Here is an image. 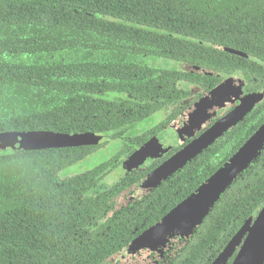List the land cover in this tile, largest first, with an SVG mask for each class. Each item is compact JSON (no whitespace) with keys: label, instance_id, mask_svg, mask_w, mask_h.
<instances>
[{"label":"trees","instance_id":"obj_1","mask_svg":"<svg viewBox=\"0 0 264 264\" xmlns=\"http://www.w3.org/2000/svg\"><path fill=\"white\" fill-rule=\"evenodd\" d=\"M150 58L167 64L152 66ZM263 75L264 0H0V132L119 140L164 110L166 128L194 100L179 108L181 102L225 78L260 86ZM261 116L253 128L219 140L115 212L112 201L144 172L97 187L160 126L124 141L110 161L66 180L62 172L95 147L0 151V264H105L235 154ZM263 204L264 149L187 243L168 251L175 250L165 264H211Z\"/></svg>","mask_w":264,"mask_h":264},{"label":"water","instance_id":"obj_2","mask_svg":"<svg viewBox=\"0 0 264 264\" xmlns=\"http://www.w3.org/2000/svg\"><path fill=\"white\" fill-rule=\"evenodd\" d=\"M226 50L233 54L245 56L233 50ZM185 71L215 76L214 73L200 68L187 67ZM231 83L235 84V80L228 79L221 82L158 133L154 140L157 149L164 153L172 148L165 146L163 142L162 133L168 128L178 129L183 135L185 134L184 139H186L205 127L209 123L208 120L220 113V110L225 109L228 104L233 105L240 96L237 91H234L235 86H231ZM258 102L259 99L254 96L241 99L240 103L229 114L147 175L141 181L140 186L134 188L135 193L140 198L143 197L161 182L182 169L186 163L212 145L224 132L232 130ZM101 139V136L94 133L66 135L48 131L0 132V151L9 149L32 152L88 147L98 145ZM183 142L184 140L179 145ZM263 149L264 123L220 168L158 222L130 242L121 254L127 255L129 252L142 249L153 251L162 248L164 251H169L173 247L177 249L183 247L221 195L250 166ZM147 164L141 154L135 152L127 160V169L134 171L142 169ZM236 251L231 264H264V204L256 217L247 221L240 228L211 264H227Z\"/></svg>","mask_w":264,"mask_h":264},{"label":"rangeland","instance_id":"obj_3","mask_svg":"<svg viewBox=\"0 0 264 264\" xmlns=\"http://www.w3.org/2000/svg\"><path fill=\"white\" fill-rule=\"evenodd\" d=\"M147 63L157 67L167 64L166 62L162 63L160 60L156 58L153 59L150 58L147 61ZM169 67L175 68V65L170 64ZM232 79L235 80L234 91H238L239 89V93H240L241 87L238 88V85L241 84V80L239 78H232ZM165 114H168V111L166 113H162L161 115L156 114L148 118L147 120H144L136 124L132 129L129 130L127 134L124 135L122 139L112 140L110 138H107L108 135L104 136L103 141L106 140V142L100 145L99 147H97V149H95L93 153H91V155L85 157L83 160L74 164L73 166L65 169L62 172L61 180H64L66 178L75 175L83 174L87 171L96 168L100 164L110 161L123 149V145H124L123 139L127 140L130 138L138 137L140 134L145 133L149 129L153 128L157 123H159L164 118ZM162 136L165 146L176 147L179 145L180 142L184 140L185 134L183 135L181 131H179L176 128H168L162 133ZM139 151L144 157H146L149 160H154V158L158 156L155 150L153 149V147L147 144L141 146L139 148ZM122 169L124 170V167H122ZM121 177H122L121 169H116L105 177V179L102 181V184L104 185V187H110L114 183L119 181ZM135 191L136 190H134L130 194L126 193L123 196L119 197L116 200L115 209L119 210L123 208L124 206L128 205L129 202L134 201V199L139 200L140 196H138L135 193ZM174 251L175 250H172V252ZM166 252L168 251H164L162 250V248H158L153 251H150L148 249H142L136 252H129L127 255L120 254L118 256H115L112 259H110V261H108L107 264H157V262L163 260L164 254Z\"/></svg>","mask_w":264,"mask_h":264},{"label":"flooded vegetation","instance_id":"obj_4","mask_svg":"<svg viewBox=\"0 0 264 264\" xmlns=\"http://www.w3.org/2000/svg\"><path fill=\"white\" fill-rule=\"evenodd\" d=\"M232 78H239L240 80H241V84L240 85H238V88H240V93H239V90L237 91L238 93V95L240 96L239 97V99H237V100H235L234 101V104L232 105V104H228L227 105V107L225 108V109H222V110H220L221 112L220 113H218L217 115H215L214 117H212V118H210V120H209V123L205 126V127H203L201 130H199V131H196L191 137H188V138H186V139H184V142L181 144V145H178V146H176V147H172V148H170L169 149V151H167V152H164V153H162L161 151H159L158 149H157V145H156V143L154 142V140H155V138H156V136L158 135V133H160V131H162V129H164L165 127H162L161 126V123L166 119V117H168V114H169V112H168V114H165V116H164V118L159 122V123H157L153 128H151V129H149L148 131H146V132H152L153 130H154V128H156V126H160L161 128L159 129V130H155L156 132H154L151 136H149L148 138H147V140H145V141H143V142H141V143H135V145L132 147V152L130 153V154H128V155H125V156H123L121 159H119V164H118V166L114 169V170H116V169H121V171H122V177H121V179L119 180V181H117L116 183H114L113 185H115V184H117V183H119V182H121V180H123L124 178H126V177H129V176H131V174H136V173H140V172H144V175L141 177V178H139V180H137L134 184H132L131 186H129V188H128V191H127V194H130V193H132L135 189L134 188H137V187H139L140 186V184H141V181L147 176V175H149L153 170H155L157 167H159L161 164H163L166 160H168L170 157H172L173 155H175L177 152H179L180 150H182L186 145H188L189 143H191L193 140H195V139H197L199 136H201L204 132H206L210 127H212V126H214L219 120H221L224 116H226L227 114H229L239 103H240V101H241V99H243L244 97H248V96H254L255 98H258L259 99V102L256 104V105H254L253 107H252V109L244 116V118L240 121V122H238L235 126H234V128L232 129V130H228V131H226V132H224L222 135H221V137H219V138H217L216 139V141L214 142V143H212V145H210V146H208V148H206V149H209L211 146H213L216 142H218L219 140H221V141H225V139H226V137L227 136H230L231 134H233L234 136L236 135V136H238V135H240V134H243V133H245V131H247V129H248V127H250V128H253L258 122H259V120H260V118L262 117L261 115L262 114H264V84L263 85H260V86H257V85H250V84H248L242 77H240V76H236V77H228V78H225V79H223L221 82H223V81H226V80H228V79H232ZM261 80H263V82H264V75H263V77H262V79ZM220 82V83H221ZM219 83V84H220ZM218 84V85H219ZM231 86L233 85H235V84H233V83H231L230 84ZM217 85H215V86H213L210 90H208V91H199V92H194L190 97H189V99L187 98L186 100H184L183 102H181V105L179 106V108L181 107V106H184V105H186L187 104V102L189 101H192V100H194L191 104H189V106L188 107H190L192 104H194L196 101H198L205 93H207V92H209V91H211L213 88H215ZM257 86V87H256ZM197 94H200V97H198L197 98ZM188 102V103H189ZM232 105V106H231ZM187 107V108H188ZM187 108H185L182 112H184ZM258 108L260 109H263V112L261 113L259 110H258ZM167 111H161V112H159V113H157V114H162V113H166ZM181 112V113H182ZM180 113V114H181ZM252 115H254L255 116V118L254 119H252V120H249V116H252ZM264 123V121L258 126V128L256 129V130H258L259 129V127L262 125ZM132 129V128H131ZM130 130V129H129ZM129 130L125 133V134H127L128 132H129ZM256 130L254 131V132H256ZM145 132V133H146ZM254 132H252V134L254 133ZM247 133V132H246ZM144 133H142V134H140L138 137H134V138H139L141 135H143ZM251 134V135H252ZM96 135V134H95ZM99 136H101L102 137V139H101V141H100V143L98 144V145H96V146H88V147H95V149H97V147H99L100 145H102V144H104L105 142H106V140H104L103 141V138H104V136H106V135H99ZM107 138H110L109 136H107ZM134 138H130V139H134ZM130 139H127V140H130ZM249 139V138H248ZM247 139V140H248ZM126 139H123V141H127ZM246 140V141H247ZM245 141V142H246ZM149 145V146H151V147H153V149L155 150V152L157 153V157L156 158H154V160H149V159H147L146 157H144L142 154H141V152L139 151V148L141 147V146H143V145ZM232 144H234V142L233 141H231V143H225L224 145L225 146H227V147H230ZM88 147H79V148H88ZM136 147V148H135ZM64 149H68V148H64ZM76 149V148H75ZM95 149H93L91 152H90V154L89 155H91V153H93V151L95 150ZM205 149V150H206ZM42 151V150H41ZM135 152H139L140 154H141V156L146 160V162L148 163L147 164V166H143L142 167V169H136V170H134V171H129L128 169H127V160H128V158L133 154V153H135ZM89 155H87V156H89ZM87 156H85V157H87ZM84 157V158H85ZM83 158V159H84ZM82 159V160H83ZM81 161V160H80ZM80 161H78V162H80ZM77 162V163H78ZM189 163H191V160L188 162V163H186L185 165H187V164H189ZM184 165V166H185ZM122 167H124V170L122 169ZM152 168V169H151ZM113 170V171H114ZM112 171V172H113ZM146 172V173H145ZM73 177V176H72ZM69 178H71V177H69ZM66 179H68V178H66ZM65 179V180H66ZM105 179V178H104ZM103 179V180H104ZM140 179H142L141 181H140ZM102 180V181H103ZM102 181L100 182V184H99V186L97 187V188H100V189H103V188H109V187H104V185L102 184ZM140 181V182H139ZM112 185V186H113ZM111 187V186H110ZM117 199V198H116ZM116 199H114L113 201H112V210L115 212L117 209H115V203H116ZM144 199V198H143ZM137 202V200L136 199H134V201H132V202H129V204L128 205H126V206H124V208H129L133 203H136ZM110 211V213L108 214L109 216V218H112L113 217V215H114V212L113 211ZM151 227V226H150ZM148 229V228H147ZM145 231V230H144ZM172 253V251L171 252H166L165 254H164V259L162 260V261H160V262H157V264H165V263H167V260H168V257L170 258V254ZM236 254V253H235ZM234 254V255H235ZM165 258H167V259H165ZM108 262H106L105 264H107Z\"/></svg>","mask_w":264,"mask_h":264}]
</instances>
